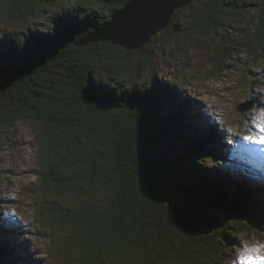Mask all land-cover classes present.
<instances>
[{
	"label": "trees",
	"instance_id": "trees-1",
	"mask_svg": "<svg viewBox=\"0 0 264 264\" xmlns=\"http://www.w3.org/2000/svg\"><path fill=\"white\" fill-rule=\"evenodd\" d=\"M129 1L0 0L5 20H43L22 35L0 33V127L29 121L38 128L37 181L29 191L105 193L92 203L40 201L32 217L37 234L68 247L71 264H229L246 244L236 237L264 234V173L253 164L245 175L234 170L229 138L201 120L198 100L160 82L126 92L101 80L102 73L116 80L140 70L154 76L159 55L152 49L184 34L172 17L159 40L137 51L78 46ZM242 8L206 0L198 11L179 12L190 11L192 33L210 36L227 32ZM221 38L219 64L236 46ZM250 41L264 43V6ZM173 194L197 206L175 202ZM7 226L0 220V264H40L14 246L18 233ZM67 231L75 237L63 246Z\"/></svg>",
	"mask_w": 264,
	"mask_h": 264
},
{
	"label": "rangeland",
	"instance_id": "rangeland-1",
	"mask_svg": "<svg viewBox=\"0 0 264 264\" xmlns=\"http://www.w3.org/2000/svg\"><path fill=\"white\" fill-rule=\"evenodd\" d=\"M231 1L243 7L242 15L227 32H219L217 35L201 36L192 33L190 11L180 13L182 9L176 10L172 17L179 18L184 34L165 49H152L159 55L152 76L154 78L150 72L140 70L138 77L133 73L116 80L102 73L101 80L110 85L118 84L126 92L145 91L160 82L161 85L183 92L192 100H198L199 107L205 112L201 120L207 122L208 119L220 133L229 138L236 153L227 155V160L238 163V169L234 170L245 175L246 165L253 164L254 168L259 165L258 170L264 173V43L250 41L255 38L264 2ZM204 2L206 0H194L188 6L198 11ZM42 23L43 20L38 19L21 25L16 21L5 20L0 15V33L22 35ZM163 31L151 37L150 41L159 40ZM221 35L226 36L227 45L236 46L231 52L233 55L230 54L219 64L223 44ZM245 105L246 110L239 112L237 106ZM37 129L29 121L16 122L7 128L0 127V220L9 224L6 229L18 233L11 238V242L15 243L14 246L22 245L26 248L34 262L71 264L68 262V247H52L48 240L38 236L37 223L32 219L35 208L42 200H62L69 204L92 203L100 200L105 193L98 188L89 194L78 189L66 193L54 190L39 195L31 193L29 187L37 181ZM243 158H249L250 162ZM254 182L259 183L256 179L251 181ZM172 198L184 206H197L194 201L176 194ZM205 213L224 218L221 212L213 209L205 208ZM61 235L65 242L63 246L75 237L71 231L62 232ZM236 239H243L246 244L234 253L229 264H264V234L259 237L255 233L244 232ZM50 250L51 255L48 257Z\"/></svg>",
	"mask_w": 264,
	"mask_h": 264
},
{
	"label": "water",
	"instance_id": "water-1",
	"mask_svg": "<svg viewBox=\"0 0 264 264\" xmlns=\"http://www.w3.org/2000/svg\"><path fill=\"white\" fill-rule=\"evenodd\" d=\"M194 0H130L111 19L96 28L78 45L110 43L127 52L137 51L148 44L151 37L165 30L176 10L187 7ZM245 106H237L239 112Z\"/></svg>",
	"mask_w": 264,
	"mask_h": 264
}]
</instances>
